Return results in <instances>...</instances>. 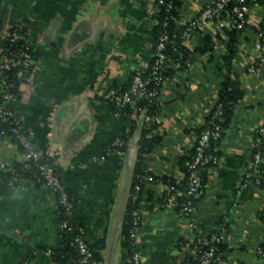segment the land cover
<instances>
[{"label": "crops", "instance_id": "1", "mask_svg": "<svg viewBox=\"0 0 264 264\" xmlns=\"http://www.w3.org/2000/svg\"><path fill=\"white\" fill-rule=\"evenodd\" d=\"M209 1L181 0L177 24ZM155 8V0H0V48L4 34L22 25L34 53L11 107L59 172L71 217L100 252L102 264H130L124 228L144 127L141 118L124 150L105 152L122 129L105 92L127 87L132 73L151 62ZM262 8L251 7L230 59L224 30L208 26L196 32L188 47H203L208 34L213 51H196L186 65L174 66L160 91L157 125L148 133L160 141L139 164L153 177L139 201L144 264H186L180 242L215 230L224 244L218 264H264V162L259 174L252 168L257 130L264 125V66L253 46ZM228 70L244 95L217 148L219 162L207 170L194 209L195 230L178 212L181 191L171 195L169 186L184 179L181 158L196 142V130L215 106ZM21 159L16 141L0 137V264H61L54 258L65 241L55 193L31 179L17 186L1 169Z\"/></svg>", "mask_w": 264, "mask_h": 264}, {"label": "built area", "instance_id": "2", "mask_svg": "<svg viewBox=\"0 0 264 264\" xmlns=\"http://www.w3.org/2000/svg\"><path fill=\"white\" fill-rule=\"evenodd\" d=\"M250 0H211L207 2L201 11L186 21L188 26L184 31V38L187 41L191 40L195 33L200 29L208 26L212 23L216 16L226 12L227 16L222 17L217 23V29H221L224 25L229 24L231 28L241 29L249 22V12L253 5H249ZM164 0H155L156 8L153 10L154 14L158 10V6L163 4ZM172 7V2L168 3V8ZM263 15L261 19H264V5ZM259 19V20H261ZM258 20V22H259ZM257 22V23H258ZM3 45L0 48V71H6L15 69V73L20 78H25L27 71L30 69L33 61L34 53L30 51V45L25 41L23 37V26L18 25L9 29L2 38ZM168 41L167 33L162 34L160 41L156 47L155 60L152 65V75L150 79H145L142 76L144 70L138 69L132 83L129 88H116L111 87L105 92V98L111 104H114L117 108H121L128 103H134L143 98L155 99L160 94V89L149 88L148 84L151 80L158 86L163 82V70L167 67V56L164 53L166 43ZM254 48L257 52V63L264 65V31L259 32L255 36ZM11 84L8 82L7 76L2 75L0 77V125L5 123L9 126L10 130L15 134L18 143L22 146V159L20 162V170L15 166L2 165L1 169L4 173L10 174L11 181L17 186H21L27 179L43 182L50 190H52L58 200L60 206L64 207L65 213L68 217L72 215V203L70 201L68 190L62 181L59 172L55 167L45 160L44 154L38 149L31 137L24 128L21 126L18 116L15 110L11 107V102L17 100V98L11 92ZM162 89V88H161ZM118 117L119 112L114 111ZM216 113H220V106L217 107ZM258 136L255 138V155L254 163L252 165L253 170L259 174L260 165L264 162V153L260 149L262 143H264V125L258 128ZM0 132L4 133L5 129L0 128ZM221 134L220 125L207 128L199 137L197 144V152L193 162L190 164L189 174L187 178L186 189L181 192L187 199L182 204L180 214H187L189 218V224L197 230L198 224L194 217V209L196 202L194 200L200 196L202 188V171L201 167L204 164L212 163L217 164L219 157L209 153L207 150L210 146L211 138H218ZM115 144H123V141L117 139ZM105 156H101L104 158ZM22 172L31 173L32 177H27L21 174ZM258 178L260 177L257 175ZM144 180H153L152 176H145ZM181 183V180L176 179L173 184L169 186V192H175L177 185ZM136 190L141 189V185L135 186ZM140 211L135 210L134 216V230H133V246L134 249L129 258L130 264H144L143 255L140 249L138 239V229L140 227ZM62 229H72V225L68 220H64L61 223ZM194 242L198 244V248L194 252L199 254V264H214L218 261L219 257L216 254V244L222 240L220 233L214 234L208 242L207 247L201 245L205 244L204 235L200 232L196 233ZM77 248L81 257L78 260L79 264H98L93 259V252L89 247V243L84 235V229L80 228L79 234H77L72 242ZM182 249H186L182 246Z\"/></svg>", "mask_w": 264, "mask_h": 264}, {"label": "trees", "instance_id": "3", "mask_svg": "<svg viewBox=\"0 0 264 264\" xmlns=\"http://www.w3.org/2000/svg\"><path fill=\"white\" fill-rule=\"evenodd\" d=\"M165 2L163 4L157 5L158 10L153 14V18L156 21L153 25V37L155 40V48H154V55L149 63L148 67L144 72H142V76L145 79H150L153 77L152 75V65L155 60V52L156 47L160 41V38L162 34L167 33L168 35V41L166 43L164 53L167 56L168 64L167 67L163 70V82L158 86L155 84L153 80L150 81L148 84L149 88H158L161 90L163 87L166 78L174 69V66H179L180 68L186 65L188 59L190 56L196 52V51H213V44L211 41L210 35L206 34L204 35V46L203 47H195L194 49H190L188 45L186 44V40L184 38V31L186 30L188 26V22L184 21L181 25L177 24L178 19L180 18V6H181V0H164ZM172 2V7L168 8V3ZM249 5L253 4H261L264 5V0H250L248 2ZM226 12L222 13L219 16H216L211 24L208 26H212V28L217 29L216 23L223 17H226ZM248 24V23H247ZM247 24L244 26L246 27ZM206 26V27H208ZM225 26V27H224ZM223 28L217 29L218 32L225 31L227 37L230 39L229 47H230V54L228 55V59L232 58V56L235 54V44L233 43L238 34L243 30L241 29H234L229 26V24L224 25ZM256 30H255V36L261 32L264 31V19L259 20L257 23ZM205 27V28H206ZM205 28L200 29L197 32L203 31ZM12 29V28H10ZM219 35V34H218ZM30 51L33 52L32 47H30ZM264 66V65H263ZM31 68V67H30ZM30 70V69H29ZM28 70V71H29ZM27 71V73H28ZM137 70H135L132 73L131 81L129 85L123 89L129 88L130 84L132 83V80L136 74ZM2 75H6L8 82L11 84V92L12 94L18 99L20 96V85L23 81V78H20L16 75L15 69L6 70V71H0V77ZM244 90L241 88L240 83L237 80H234L231 77L230 71L228 70L227 74L225 75L224 80L221 83L219 93H218V100L211 110V113L209 116L205 119V122L202 126L197 128V139L194 143L193 147L190 149L189 153L181 158V167L185 173V177L183 180H181V183L177 185V189L175 192H171L170 194L174 195L178 191H184L186 189L187 185V178L190 171V164L193 162L195 156H196V148L198 144L199 137L201 134L207 129L214 127L215 125H220L221 128V134L218 138H211L210 140V146L208 148V152L211 154L216 155L219 157V151L217 150L219 144L221 143L222 138L225 135L226 129L229 125V122L231 120V117L233 115L235 105L236 103L243 97ZM220 106V113H216L217 107ZM113 110L118 111V119L121 123L122 129L121 133L111 138L105 145L104 150L105 152L112 150V149H120L124 150L127 147V143L130 139V137L133 135L135 130L137 129L138 122L140 119H143L144 127L141 130V138L139 141V164L141 159L144 157V155L150 153L152 149L155 147V145L160 141L159 136H149V132L157 125V114L159 111V105L157 102V98L155 99H147L143 98L139 101H135L134 103H128L124 105L121 108H117L114 104H112ZM1 129H5L4 133L0 132V137L4 136H10L16 143L19 145L21 151L22 146L18 143L15 134L10 130L9 126L5 123H1L0 125ZM258 136V131H257ZM256 136V137H257ZM119 139L123 141V144H115V141ZM260 149L264 150V143L261 144ZM45 156V155H44ZM45 160H47L45 156ZM138 164L136 167L133 182H132V194L130 196V202L128 206V210L126 212V225L124 228V243L129 249L130 255L132 253V250L134 249L133 246V230H134V216L133 212L135 210H139V201L140 196L143 191L144 184L146 180H144L145 176H152L150 172H146L143 170V168ZM216 164L207 163L204 164L201 168L202 171V188L201 193L198 198L194 200V202H198L199 199L202 196V190L203 185L206 180V173L207 170L210 167H213ZM15 167L20 170V163L15 164ZM24 176L32 177L31 173L29 172H22ZM11 177L10 174H6ZM261 178V176H260ZM176 181V179L171 180V184H173ZM137 184L141 185L140 190H136L135 186ZM69 193V192H68ZM186 197L181 194L177 196L178 201V212L182 209V204L186 201ZM60 206V205H59ZM62 211V220H68L69 223L72 225V229H62V235L65 239L63 246L57 250V252L54 253V258L59 261L61 264H79L78 260L80 259L81 255L77 248L72 244L75 236L79 234L80 228H82L81 225L77 224L73 221L72 217H68L65 213L64 207L60 206ZM141 214V213H140ZM184 216H188L187 214H183ZM142 222V217L140 215V225ZM220 233L219 230L212 231L207 236L205 235V244L201 245L204 248L208 246V242L211 239V237L214 234ZM85 235V234H84ZM180 247L185 246L186 249H183L186 252L185 262L186 264H199V254L198 252H194L198 248V244L194 242V240L190 243L188 241H181ZM101 247V244L98 245ZM89 247L91 248L93 252V259L98 262V264H102V257L99 251L96 250L95 245L89 243ZM217 250L216 254L219 257L218 261H216L214 264H218L220 259L222 258V252L224 250V244L223 240L218 242L216 244ZM100 249V248H99ZM98 249V250H99Z\"/></svg>", "mask_w": 264, "mask_h": 264}, {"label": "water", "instance_id": "4", "mask_svg": "<svg viewBox=\"0 0 264 264\" xmlns=\"http://www.w3.org/2000/svg\"><path fill=\"white\" fill-rule=\"evenodd\" d=\"M8 182H9V180L3 181V183H6V184H7Z\"/></svg>", "mask_w": 264, "mask_h": 264}, {"label": "rangeland", "instance_id": "5", "mask_svg": "<svg viewBox=\"0 0 264 264\" xmlns=\"http://www.w3.org/2000/svg\"><path fill=\"white\" fill-rule=\"evenodd\" d=\"M11 104V106H12V102L10 103ZM42 153H43V151L42 150H40ZM87 240V239H86Z\"/></svg>", "mask_w": 264, "mask_h": 264}]
</instances>
